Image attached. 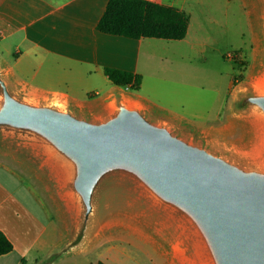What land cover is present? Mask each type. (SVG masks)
<instances>
[{"label":"water","instance_id":"water-1","mask_svg":"<svg viewBox=\"0 0 264 264\" xmlns=\"http://www.w3.org/2000/svg\"><path fill=\"white\" fill-rule=\"evenodd\" d=\"M238 109L262 130L252 159L196 140L135 102L117 99L92 115L30 96L0 68V138L34 149L64 181L77 214L67 250L116 201L173 227L191 264H264V87L245 93Z\"/></svg>","mask_w":264,"mask_h":264},{"label":"crops","instance_id":"crops-1","mask_svg":"<svg viewBox=\"0 0 264 264\" xmlns=\"http://www.w3.org/2000/svg\"><path fill=\"white\" fill-rule=\"evenodd\" d=\"M262 2L264 17V0ZM107 3L108 0H0V68L9 84L30 96L62 101L74 108L79 105L92 110V115H98L109 108L122 88L113 85L103 69L119 68L142 76L140 89L128 96L151 114L158 112L156 118L159 121L193 136L217 129L215 124L219 121L201 125L176 111L174 106L183 104L182 90L164 83L165 79L149 71V51L153 47L191 45V20L182 40L109 35L96 29ZM158 3L174 6L189 15L185 0H159ZM7 41H12L9 47L5 46ZM39 76L50 82L47 89L34 83ZM83 77H95L106 91L104 96L98 98V91H85L86 96L80 97L76 92V78ZM181 86L186 88L187 94L192 93L191 85ZM89 93H94L95 97L90 98ZM0 143V148L5 149L0 152V230L13 244L11 252L0 256V264H81L86 260L85 256L88 264L97 261L109 264L112 251L121 249L116 242L110 241L102 247V240L95 244L86 240L79 246L66 249L76 232V211L73 226L57 235L51 210L54 204L50 203L49 207L51 196L48 192L46 195L40 193L37 185L17 171L13 163L18 157L11 155L16 152L12 151L15 147H8L5 141ZM17 145L20 147L19 144L14 146ZM5 159L12 163L7 164ZM49 169L54 171L51 166ZM61 255L66 257L56 260V256ZM93 255L96 256L94 260Z\"/></svg>","mask_w":264,"mask_h":264},{"label":"rangeland","instance_id":"rangeland-1","mask_svg":"<svg viewBox=\"0 0 264 264\" xmlns=\"http://www.w3.org/2000/svg\"><path fill=\"white\" fill-rule=\"evenodd\" d=\"M262 3V0H185V10L191 20V45L183 44L175 48L155 46L148 50L151 54L148 60L150 73L182 90L180 98L183 104H176L174 109L201 125L219 121L215 124L217 129L205 130L204 134L194 136V139L207 141L246 159L258 156L263 145L262 130L255 118L238 109L240 98L258 88L264 74ZM11 43L7 41L5 46L9 47ZM34 83L44 89L50 85L44 76L37 77ZM184 84L192 86L191 94L184 91L186 88L181 86ZM77 86L76 92L80 97L86 96L85 91H98V98L106 92L95 77L76 78ZM119 90L111 105L117 99L133 103L128 94L135 93L134 90L127 87ZM87 95L95 97L94 93ZM75 107L83 114L93 112L79 105ZM150 115L156 118L158 112ZM0 139L2 143L7 142L8 147H15L10 148L16 151L11 155L18 157L13 163L17 171L37 185L40 193L46 195L48 192L51 196L49 207L50 203L54 204L51 210L55 233L67 232L73 226L75 205L61 176L51 171L50 163L34 149L21 142ZM16 144L20 147L14 146ZM2 151H5L3 147L0 148ZM5 161L12 163L7 159ZM87 240L89 244L102 240V247L110 241L121 246L120 250L112 251L109 264H191L192 255L188 246L173 227L154 214L142 213L121 202L113 201L103 206L92 223ZM62 256L66 257L56 256V260ZM85 257L81 264H88ZM92 257L93 260L96 258L95 255Z\"/></svg>","mask_w":264,"mask_h":264},{"label":"trees","instance_id":"trees-1","mask_svg":"<svg viewBox=\"0 0 264 264\" xmlns=\"http://www.w3.org/2000/svg\"><path fill=\"white\" fill-rule=\"evenodd\" d=\"M189 22V15L174 6L147 0H108L96 29L131 39L182 40L187 35ZM103 72L115 86L140 89L142 76L138 73L113 67H105ZM12 250L13 244L0 230V256Z\"/></svg>","mask_w":264,"mask_h":264},{"label":"bare ground","instance_id":"bare-ground-1","mask_svg":"<svg viewBox=\"0 0 264 264\" xmlns=\"http://www.w3.org/2000/svg\"><path fill=\"white\" fill-rule=\"evenodd\" d=\"M262 75V74H261ZM259 77H261V76H259ZM258 87H264V74H263V76H262V78L259 80V82H258ZM176 249V248H175ZM175 251V250H174Z\"/></svg>","mask_w":264,"mask_h":264},{"label":"built area","instance_id":"built-area-1","mask_svg":"<svg viewBox=\"0 0 264 264\" xmlns=\"http://www.w3.org/2000/svg\"><path fill=\"white\" fill-rule=\"evenodd\" d=\"M149 2H159V0H147Z\"/></svg>","mask_w":264,"mask_h":264}]
</instances>
